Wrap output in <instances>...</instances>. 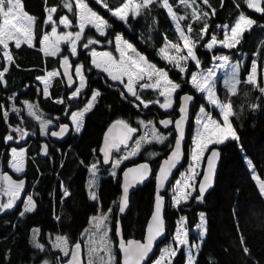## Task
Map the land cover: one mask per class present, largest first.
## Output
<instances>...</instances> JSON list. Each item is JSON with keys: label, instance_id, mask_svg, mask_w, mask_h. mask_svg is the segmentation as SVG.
I'll list each match as a JSON object with an SVG mask.
<instances>
[{"label": "trees", "instance_id": "16d2710c", "mask_svg": "<svg viewBox=\"0 0 264 264\" xmlns=\"http://www.w3.org/2000/svg\"><path fill=\"white\" fill-rule=\"evenodd\" d=\"M127 1L106 0L107 7H105L103 2L85 0L89 7L111 27L107 28L105 36L98 35L91 27L86 28L78 46L77 59H73L66 47H63L56 58L44 57L37 47L42 34L50 31L53 26L45 23L49 7H57V12L53 13L54 21L66 16L73 28L78 24V9H74L77 13L74 15L73 11L64 7V0H22L24 11L36 19V48L27 45L19 48L14 45L10 47L14 62L4 75V84H0V106H2L0 107V175L6 171L11 158L10 152L6 150L7 146L13 143L15 146L23 140L21 137L19 139L18 133L12 131L13 128L21 127L25 135L30 133L29 139L31 136L36 139L42 134L38 121L28 116L25 103L36 107L44 119L51 118L60 124H68L70 115L86 106L94 90H98L100 95L97 104L85 119L81 134L69 138L65 143L56 144V148H60L61 153H65L70 147L71 151L63 165L57 151L55 156L49 154L46 157H39L34 149L29 150L30 156L26 161L23 180L27 184L28 192L32 190L35 210L20 216L23 203L19 202L12 211L0 212V264H39L47 257L58 258L60 264L65 262L66 260L60 259V254L52 250L49 251L50 254H45L40 251L41 247L35 248L32 243V231L34 229L39 231L38 238L43 245L47 237L58 233L67 235L72 246L75 243L82 245V233L89 225L90 218L97 214L99 200L103 210L112 208L111 234L117 255L116 264H120L115 230L121 194V174L126 167L141 162L150 163L155 173L161 160L171 151L175 134L159 125L161 117L167 114L156 107L143 109L138 101L125 93L122 85L113 83L102 72L96 71L91 65L90 52L97 49L115 55L117 52L115 36L120 35L133 44L148 62L166 70L171 80L181 84L175 108L168 115H178L181 97L184 94L194 95L198 105L203 103L205 108H208L209 106L200 99L189 84L191 73L197 72L199 68H209L215 56L230 55L235 52V50L219 48L209 51L203 45L210 40L211 34H215L220 40L223 31L217 26H232L241 15L253 19L256 23L251 30L244 33L242 42L237 47V50L247 56L240 75V85L237 93L232 96L223 88L219 89L221 98L229 100L232 105L231 120L239 140H228L221 146L213 147L219 149L222 157L216 187L204 196L203 201L195 199L199 194L197 191L191 200L181 205L178 210L167 208L166 228L168 237L172 236L177 220L183 216L187 220L188 228L193 229L199 222V214L204 213L207 233L196 264H264V197L248 166L250 160L251 168L264 182V93L261 91L264 70V14L249 9L246 0H207V3H204V0H195V8L187 9L181 0H169L174 15L157 0L149 8L141 10L140 14L129 17L127 22L119 20L108 11L109 8H120ZM68 2L76 4L74 0ZM261 6L264 7V0ZM196 9H205L209 15L206 18L194 19L191 13ZM213 9L215 15H212ZM180 16L184 18L177 19ZM205 22L208 25L209 35H205L201 40L199 35ZM177 25L196 41L195 52L201 62L199 67L190 63L185 77L180 71L171 68L160 56V50L166 43L182 44ZM188 25H191V32L187 31ZM84 37L98 40V43L84 48L83 44L86 42ZM65 57L71 60L73 66L84 65L87 90L76 101L70 100L71 91L63 78H56L52 82L49 97L44 96L43 87L37 80L38 77L44 76L46 70L60 71V65ZM253 61H256L258 67V86L245 82ZM4 67L0 46V70ZM140 96L145 100L153 99L148 90L141 91ZM254 105L256 107H253ZM197 107L195 106L194 109L196 110ZM13 108L17 111L14 112ZM5 111L8 113L7 120L2 116ZM152 119L161 133L169 135L168 139L162 145L152 143L143 147L136 157L123 164L116 177H113L100 155L107 128L114 121H124L137 129L140 136L141 121L145 123ZM8 135L13 136V140H6ZM33 147L36 148L34 145ZM153 151L160 155L150 159ZM188 156L186 146V161L181 171L188 164ZM93 161L98 162L96 168L102 175L97 190L98 200L95 202L90 200L88 191L89 167ZM56 176H59L60 180ZM61 182H65L69 190V196L65 199L60 192ZM154 189L155 184L152 180L132 196L130 211L122 220L126 239L143 238L153 209ZM2 196L4 199L0 198V203H6L7 195ZM160 247L149 264L157 259ZM244 248H247V253L244 252ZM185 263L183 251L179 252L172 262V264Z\"/></svg>", "mask_w": 264, "mask_h": 264}, {"label": "snow or ice", "instance_id": "6c2138e0", "mask_svg": "<svg viewBox=\"0 0 264 264\" xmlns=\"http://www.w3.org/2000/svg\"><path fill=\"white\" fill-rule=\"evenodd\" d=\"M98 3L106 5V0H97ZM157 2V0H140L138 4H133L132 0H129L128 3H125L122 7L117 9L109 8L108 11L111 15L117 17L119 20L127 22L128 20V11L130 10L134 15L140 14L141 9L149 8L153 3ZM161 5L168 9L170 14L172 13V6L169 4V0H159ZM181 3L187 9L189 7L195 8V0H181ZM204 3H207V0H204ZM246 3L249 8L253 9L256 12L264 14V7L261 6V0H246ZM238 6V5H237ZM64 7L68 8L69 11H73L74 15L77 13L74 9H80L78 13L79 17V31L74 35L73 33H68L67 37L59 36L56 38V43H54L51 48L47 46V42L50 37L45 34L40 40L41 45L45 47L42 48L46 54L56 55L60 49L58 47L59 41H65L66 43H70V52L72 56L77 55V46L76 41L81 40L86 26H91L95 28L100 36L106 35V29L110 28L105 19H103L100 15H98L95 11H93L89 5L85 2V0H77L76 4L73 5L68 2V0H64ZM57 12V7H49L47 9V18L45 20L46 24H52V35L56 36L57 28L55 26V21L53 20V13ZM198 13H200L198 15ZM209 15L208 12H201L200 9H196L191 13V16L194 19L206 18ZM212 15H215V10H212ZM183 16L177 17V19H183ZM35 23V17L28 14L24 11V6L22 0H0V46L5 50L3 52V56L11 63L12 58L7 49L9 48V41L14 40L16 48H19L22 43H26L29 47L33 46V32L32 26ZM59 23L64 25L65 27L71 26V22L67 17L59 18ZM256 22L248 18L244 15L239 17L238 22L229 28V26H217L222 27L224 30V38L222 40H218L215 34L210 35V40L206 42L203 46L206 47L209 51H212L215 47L220 46L228 49L236 48L240 43L245 31H248L252 25ZM177 30L180 32V38L183 41L184 48L182 49L178 44H172L166 46L162 50L161 58L166 60L167 63L177 68L181 73H185L188 67V61L191 60L196 64L197 67L200 66L201 62L198 59L195 49L197 47L196 41L192 40L188 35L185 34L183 30L180 29L179 25H177ZM187 31L191 32V25L187 26ZM205 35H209L208 33V25L205 22L203 28L201 29V33L199 35V39L203 40ZM85 43L83 44L84 48L89 47V45L98 43V40H94L90 37H84ZM116 50L119 52V59H114L109 53H103V56L106 57L104 60H92V64L99 70L107 73L108 78L112 81H120V83H124L122 77L127 76L128 83L125 85L127 92L134 96L136 100L140 101V104L147 108L149 104H159V107L165 110L171 109L173 107L172 102V94L177 93L181 88V84L178 82H174L173 80L168 78V74L163 69H158L156 65L148 63L144 56L140 55L133 44L127 42L123 39L122 36L116 35ZM111 42V41H110ZM170 49H174L175 52L172 55H169ZM186 50V51H185ZM129 51L132 55H129ZM184 52L185 54H181ZM93 57H96V53H92ZM217 60H223L224 62H228V57H215ZM63 65L66 68L65 75H67V67H69V60L67 57L63 60ZM145 66L148 71L145 72ZM238 67V66H237ZM256 61L252 62V73L247 77L246 83H251L253 85L256 84L255 74H256ZM8 69L4 67L0 70V84L4 83V73H6ZM75 73L80 80L79 87L75 88L72 93L71 98L79 97L82 93V90L85 88L86 75L84 72V65H79L75 68ZM57 73L49 72L45 77H38L44 83V94H48L49 80L50 78L56 76ZM136 77V82L138 83L141 80H144L145 77L148 79V83H144L141 85V88L148 89L152 88L153 90L158 91L159 96L164 97V101L161 103L159 100H145L142 99L141 96L134 90L133 87V77ZM153 76H155V80L153 81ZM215 71L214 69H207L204 72H193L190 76V83L194 89H196L200 93H207L209 102L213 104L215 107L219 108L220 113L222 115V124L218 123L212 116L205 112L203 108L200 109L201 116L197 118V123L200 124L201 130L197 132L195 137L194 146L191 152V161L190 165V175H185L181 180L176 182V188L174 189V193L172 196L173 206L179 208V206L184 203L187 204L190 198L193 197V192L198 191V195L195 199L199 201H203L204 194L207 188L211 187L212 183V175L214 171V161L218 157V151L215 148L210 150V145H220L224 144L228 140H239V137L233 128L230 122V116L232 113V106L227 102H221L216 99L215 96ZM237 72H233V79L228 84L229 91L235 93L236 85L240 83V81L236 78ZM161 78H163V84L161 82ZM69 87L72 86V77L69 76ZM261 91L264 92V88H261ZM99 91H93L91 100L86 102V107L83 111L77 112L72 115L71 119L75 125L76 132H79L83 126V116L86 112L90 111L94 105V102L99 97ZM123 95V93H122ZM194 97L192 95L185 94L182 97V103L179 106V111L181 116L177 120H173L171 118L162 119L159 121L160 124L163 125L164 128H169L170 125H174V129L177 133V136L174 141V148L171 153V156L164 161V165L160 167L159 172L156 176L157 187L156 194L154 200V210L151 215V221L148 224L147 228V242L140 243L139 241L129 240L127 243H121L120 249L124 254L123 264H142L145 259L149 256V253L153 250L154 242L164 235V221H163V209H164V197L161 195V191L164 189L165 182L168 180L171 175L172 169L176 168L177 164L180 162L181 156V146L185 137L184 124L188 119V103L193 101ZM2 107V106H0ZM253 107H256L255 105ZM14 112L17 109H12ZM28 111L30 115H33V106L28 105ZM3 119H8V113L5 111L2 113ZM50 123V121H49ZM143 123V121H141ZM117 124L122 125L123 128L127 130L128 134L135 133L137 129L130 127L124 121H117ZM116 127V125H113ZM12 131L18 133L21 138H24L25 133L21 127L13 128ZM42 133H44L45 129L42 127ZM68 131V125H62L60 127V131L53 132V136L62 137ZM152 136L157 143L163 144L168 137L159 134L155 127L152 128ZM107 139V138H106ZM131 139L130 135H125L123 138L119 140V144H124L127 147V140ZM6 140H13V136L8 135ZM141 146V142H136V149L133 150L132 154L135 155L137 151H139ZM117 148L118 145L113 143L111 145L106 144L105 149H102L104 152V163H109V152L111 148ZM210 155L207 157V170L203 175L202 180L199 183V187H196V177L199 173L196 169L200 166L202 162L205 161V153L209 152ZM13 160L10 161L9 166L13 168L16 172H21L22 162L17 160L16 157L19 155L23 157L24 152L21 151L17 153V150L13 148L12 150ZM44 154L48 155L47 148L44 150ZM155 155V154H153ZM129 159L128 155H124L120 159H117L112 164V172L111 175L113 177L116 176L115 169L119 167V165L123 162V160ZM248 166L252 167V162L248 161ZM96 166L93 165L90 171L92 175H96ZM131 178H129V174ZM150 173V168L148 164H140L135 168H130L124 172V183L122 189V196L119 201V212L124 213L125 209L128 206L129 200V190L137 184L143 183L146 179H148ZM0 182H2V187L0 190L4 192L9 198L6 203H0V212L11 210L15 206L16 200L19 198V193L23 188L24 182L23 180L16 182L11 179L10 176L0 175ZM191 182V183H190ZM95 183V181H90V187ZM259 190L262 194H264V183H260ZM67 189L64 191V195H68ZM90 198L94 201L98 200V197L95 192H90ZM35 204L31 196L28 197L27 202L24 205L23 211L20 212V216H24L25 213L34 211ZM111 208L108 210L111 213ZM109 220V215L101 213L99 216L93 217V221H95L93 227L97 232H100L103 229V234L98 238L99 239V247L97 246V238H93L89 243V258L87 264H113V256L112 250L109 246L108 238H107V227L106 222ZM183 223V221H182ZM205 227V218L203 214L200 217V228L204 229ZM204 236V232L200 233V238L202 239ZM188 233L184 228H178L174 235L173 245H169L165 247L159 258L155 260L154 264H172V258H174L180 247L186 246L189 247V264H195L194 253L192 252V248L189 245L188 241ZM56 247L61 249L64 253V256H69V251L67 249L68 241L66 238L57 237ZM36 247H42L40 244H35ZM81 244L75 243L73 246V251L71 253V259L67 261V264H78L76 257V249H80ZM196 251H199V245H195ZM247 248H244V252L247 253ZM103 252L105 255L101 256L100 253Z\"/></svg>", "mask_w": 264, "mask_h": 264}, {"label": "rangeland", "instance_id": "374dc122", "mask_svg": "<svg viewBox=\"0 0 264 264\" xmlns=\"http://www.w3.org/2000/svg\"><path fill=\"white\" fill-rule=\"evenodd\" d=\"M75 1V3L77 2V0H74ZM129 2V0L126 2V3H128ZM140 2V0H132V3L133 4H138ZM191 3V2H190ZM261 3H262V0H261ZM124 5V4H123ZM122 5V6H123ZM246 5H247V3H246ZM121 6V7H122ZM248 6V5H247ZM249 8V7H248ZM78 9V8H77ZM249 9H251V8H249ZM141 10H144V9H141ZM140 10V11H141ZM251 10H253V9H251ZM79 11H80V9H78V13H79ZM201 12H206V10L205 9H202L201 10ZM200 13H198V15H199ZM131 16H136V15H134L130 10L128 11V19H129V17H131ZM64 17H66V16H64ZM238 20H239V18L237 19V21H236V23L238 22ZM78 23H79V17H78ZM235 23V24H236ZM235 24H233L232 26H234ZM255 25V24H254ZM254 25H252L251 26V28L254 26ZM55 26H56V28H57V33H56V36H53L52 35V31L50 30V31H48V32H44L43 34H42V36H41V38H40V40L42 39V37H43V35H45V34H47L49 37H50V39H49V41L47 42V46L49 47V49L51 48V46L54 44V43H56V38L57 37H59V36H65V37H67V34L68 33H73V35L76 33V32H78L79 31V27H78V24H77V26L75 27V28H73L72 27V25L71 26H69V27H65L64 25H62V24H60L59 23V21H55ZM228 26V25H227ZM232 26H229V28L230 27H232ZM88 27H91L90 25L89 26H86V28H88ZM86 28H85V30H86ZM92 28V27H91ZM219 28H221L222 29V27H219ZM251 28L249 29V30H251ZM35 29H36V19H35V23L33 24V26H32V32H33V36H34V39H33V46H32V48H36V32H35ZM52 29V28H51ZM94 29V31L99 35V33L96 31V29L95 28H93ZM107 30V29H106ZM248 30V31H249ZM222 31H223V37L220 39V40H222L223 38H224V30L222 29ZM248 31H245V32H248ZM244 35V34H243ZM83 37V36H82ZM82 39V38H81ZM242 39H243V37H242ZM242 39H241V42H242ZM219 40V39H218ZM81 42V40H79V41H76V46H77V55H78V46H79V43ZM128 42V41H127ZM173 43H171V42H168V43H166L165 45H164V47L160 50V56L162 55V50L166 47V46H168V45H172ZM241 44V43H240ZM239 44V45H240ZM11 45H14L15 46V41L14 40H11V41H9V48L7 49V51L9 52V54L11 55V58H12V62L10 63L4 56H3V52L5 51L4 49H3V47H2V56H3V61H4V63H5V67L7 68V69H9V67H10V65L14 62V58H13V56H12V53H11V51H10V47H11ZM22 45H27L26 43H22L20 46H22ZM115 45H116V41H115ZM182 49L184 48V45H183V41H182V44H178ZM238 45V46H239ZM28 46V45H27ZM237 46V47H238ZM16 47V46H15ZM45 46L44 45H41V43H40V41H39V47H37L38 49H39V51H41L42 52V54H43V56L44 57H52V58H56V57H58L59 56V54L62 52V50H63V47H66L67 48V50H68V53H70V55H71V52H70V47H71V45H70V43H66L65 41H59V44H58V47H59V49H60V51L56 54V55H50V54H46L45 53V51H43L42 50V48H44ZM237 47L236 48H234V49H228V48H224V47H220V46H217V47H215V48H219V49H226V50H235V52H232L230 55H226V54H220V55H218V56H215V57H223V56H227L228 57V62H224L223 60H217V59H215V57H214V59H213V62H212V64H211V66L209 67V68H207V69H214V71H215V76H214V79H215V96H216V99L218 100V101H221V102H227V103H229V104H231L230 103V101L229 100H224L223 98H221V96H220V93H219V89H220V87L221 88H223L224 90H226L227 91V93L229 94V95H234V94H236L237 93V91H238V88H239V85H240V83H238L237 85H236V91H235V93H233V92H231V91H229V88H228V84H229V82H231L232 81V79H233V72L234 71H236L237 72V79L239 80V81H241V79H240V75H241V72H242V68H243V65L245 64V62H246V59H247V56L245 55V54H243L242 52H240L239 50H237ZM117 51V50H116ZM137 51V50H136ZM186 51V50H185ZM93 52H95L97 55H96V57H93V55H92V53ZM138 52V51H137ZM174 52H175V50L174 49H170V51H169V55H172V54H174ZM103 53H109L114 59H119V52L117 51L116 52V54L114 55V54H112V53H110V52H108V51H105V50H97V49H94V50H92L91 52H90V56H91V65H92V67L96 70V71H98V72H102L105 76H107L108 77V75H107V73H105V72H103V71H101V70H99V69H97L93 64H92V60L93 59H96V60H104V59H106V57H104L103 56ZM139 53V52H138ZM129 55H132V53L129 51V53H128ZM140 54V53H139ZM182 55L183 54H185L184 52H182L181 53ZM77 55L76 56H72V58L73 59H77ZM140 55H142V54H140ZM143 56V55H142ZM146 59V58H145ZM164 60V59H163ZM166 63H167V61L166 60H164ZM148 63H150V62H148ZM190 63H194V62H192L191 60H189L188 61V67H187V70H188V68H189V65H190ZM69 64H71V60H69ZM150 64H152V63H150ZM171 68H173V69H175V70H177V71H179L177 68H175V67H173L172 65H170L169 63H167ZM195 64V63H194ZM72 65V64H71ZM79 65H82V64H76V65H74L75 66V68L77 67V66H79ZM196 65V64H195ZM257 65V64H256ZM238 66V67H237ZM157 67V66H156ZM158 68V67H157ZM158 69H161V68H158ZM207 69H201V68H199L198 69V71L196 72V73H199V72H204V71H206ZM164 70V69H163ZM148 71V69H147V67L145 66V72H147ZM166 71V70H165ZM49 72H55V73H57V75L56 76H54V77H52V78H50V80H49V87H48V94L47 95H45L44 94V91H43V94H44V96H46V97H49V90H50V87H51V85H52V82L56 79V78H62V76H61V72L59 71V70H52V71H48V70H46L45 72H44V76H42V77H45V76H47V74L49 73ZM167 72V71H166ZM187 72V71H186ZM186 72L185 73H182L183 74V77H185V75H186ZM252 73V68H251V71H250V74ZM167 74H168V72H167ZM4 75H5V73H4ZM249 76V75H248ZM247 76V77H248ZM75 77H76V80H77V87H79V84H80V80H79V78H78V76L76 75V73H75ZM168 78L170 79V77H169V75H168ZM257 78H258V67H256V74H255V79H256V84L254 85V86H258V83H257ZM122 79H123V81H124V83H120V81H112L111 79H109L110 81H112L113 83H119L120 85H122L123 87H124V89H125V93H127V95L130 97V98H132V99H134V100H136V98L134 97V96H132V95H130L128 92H127V89H126V87H125V85L128 83V78H127V76L125 75V76H123L122 77ZM38 80V82L42 85V87H43V90H44V83L40 80V79H37ZM155 80V76H153V81ZM4 82H5V80H4ZM149 81H148V79H147V77H145V79L144 80H141V81H139L138 83L136 82V77L134 76L133 77V87H134V90L140 95V92L141 91H143V90H148V91H150V96L151 97H153V99L152 100H159L161 103L164 101V97L163 96H159L158 95V91H156V90H153L152 88H148V89H144V88H141V85L142 84H144V83H148ZM161 82H162V84H163V78H161ZM4 84V83H3ZM189 84H190V86L192 87V85H191V83L189 82ZM85 88L82 90V93H84L86 90H87V77H86V81H85ZM76 87V88H77ZM193 88V87H192ZM262 88H264V70H263V86H262ZM181 89V88H180ZM180 89L178 90V92L180 91ZM194 89V88H193ZM195 91H196V93H197V95H199V97H200V99L203 101V102H205V104H207L209 107L208 108H205V105L203 104V103H201L200 105H198L197 103H198V101H197V103H196V105L195 106H198L197 108H196V110L195 109H193V115H192V122H191V126H190V131H189V137H188V139H189V141L187 142V152H188V164H187V166L179 173V175H178V177L176 178V180H174V183L171 185V187L169 188V190H168V193H167V202H168V208L170 209V210H178L179 208H177V207H174L173 206V201H172V196H173V193H174V189L176 188V182L177 181H179V180H181L185 175H190V165L192 164V161H191V152H192V149H193V146H194V141H195V137H196V135H197V132L198 131H200L201 130V126H200V124H198L197 123V118L198 117H200L202 114H201V112H200V109L201 108H203L204 110H205V112L206 113H208V114H210L211 116H212V118L213 119H215L218 123H221L222 124V115H221V113H220V110H219V108H217V107H215L213 104H211L210 102H209V99H208V96H207V93H200V92H198L196 89H194ZM74 91V90H73ZM73 91H71L70 93V96H69V98H70V100H72V101H76V100H78L80 97H81V95H82V93H81V95L79 96V97H75V98H71L72 97V93H73ZM95 91H98V90H95ZM178 92L177 93H173L172 94V102H173V107L171 108V109H168V110H165V109H162V108H160L159 107V104L157 103V104H149V106L147 107V108H149V107H156L159 111H161L162 113H169V112H172L173 110H174V108H175V105H176V97H177V95H178ZM262 93H264V92H262ZM98 98L99 97H97V100L94 102V105H93V107H92V109L90 110V111H88V112H86L85 114H84V116H83V126H84V122H85V119H86V117H87V115L93 110V108L95 107V105L97 104V102H98ZM142 98V97H141ZM90 100H91V98H90ZM89 100V101H90ZM136 101H138V100H136ZM139 103H140V101H138ZM28 105H32V104H27V103H25V106H26V109H27V114H28V116L29 117H31V118H33L34 120H36V121H38V123H39V125H40V127H41V129H42V127L45 129V131H44V134L43 135H45V132H46V129H47V127H46V122H47V120L46 119H44L40 114H38L37 112H36V110L34 109V106H33V115H30L29 114V111H28ZM232 106V105H231ZM86 106H84L82 109H80V110H75L71 115H70V118H69V122H70V124H71V126H72V128H73V131H72V138H74V137H78L80 134H81V132H82V130H83V126H82V128H81V130L79 131V132H76V130H75V125H74V123H73V121H72V119H71V117H72V115L73 114H75V113H77V112H80V111H83V109L85 108ZM141 107L143 108V109H145L144 108V106L141 104ZM195 108V107H194ZM195 110V111H194ZM232 113H233V108H232ZM232 116H233V114L230 116V122H231V124H232ZM48 123H49V121H48ZM50 125L52 126L53 124H51L50 123ZM232 126H233V124H232ZM141 127H142V134L140 135V136H138L137 138H136V140H135V142L133 143V145L129 148V149H126V150H124L121 154H119V155H116L115 157H114V159H113V162L115 161V160H117V159H120L121 157H123L124 155H128L129 156V159H127V160H123V162L119 165V167L118 168H116L115 169V171H116V175L118 174V171H119V168L123 165V164H125V163H127V162H129V161H132L135 157H136V154L139 152V151H137L136 152V154L135 155H133L132 154V152H133V150H135L136 149V142L137 141H140L141 142V146H140V149L139 150H141L143 147H146V146H148L149 144H152V143H157V142H155V140H154V138H153V136H152V128L153 127H155V129L157 130V132L159 133V134H163V133H161L160 132V130L158 129V127H156V125H155V122L153 121V119H152V121H150V122H145V123H141ZM233 128H234V126H233ZM166 134V133H165ZM165 134H163V135H165ZM165 136H169V135H165ZM227 142V141H226ZM225 142V143H226ZM165 143V142H164ZM163 143V144H164ZM224 143V144H225ZM157 144H159V145H162L161 143H157ZM221 145H223V144H220V145H210V150L212 149V147H214V146H221ZM13 148H15L16 150H17V153H19V152H21V151H23L24 152V155H23V157H20L19 155H17V157H16V159L17 160H20L21 162H22V168H23V170L21 171V172H16V171H14L13 170V168L12 167H10L9 166V164H10V162H9V164H8V169L15 175V176H20V175H22L23 174V171H24V168H25V165H26V161H27V158H26V153H25V149H24V147H22V148H18V147H13ZM13 148H11L10 149V161H12L13 160V155H12V149ZM209 150V151H210ZM71 150H70V147H68L67 148V150H66V152L65 153H58L59 154V157L61 158V164L63 165L64 164V161H65V159H67V155H68V153L70 152ZM209 152H206L205 153V159H206V156H207V154H208ZM153 154H155V155H153ZM160 155V153H154V151L153 152H151V154H150V159L151 158H154L155 156L157 157V156H159ZM206 161V160H205ZM205 161L204 162H202L201 164H200V166L196 169V171L199 173V175L196 177V187H198V184H199V181H200V179H201V177H202V174H203V170H204V166H205ZM93 165H95L96 167L98 166V162L97 161H93L92 162V164H91V166L89 167V175H88V191H89V196H90V192H95L96 193V195H97V190H98V188H99V186H100V182H101V174L99 173V171H97V168L95 169V171H96V175L95 176H93L92 175V172L90 171V169L92 168V166ZM109 169V173L111 174V172H112V166L111 167H108ZM251 169V171H252V174H253V177H254V179H255V182L257 183V186H258V188H259V186H260V183H264L259 177H258V175H257V173L255 172V171H253V169L252 168H250ZM116 177V176H115ZM56 178L58 179V180H60L59 179V176H56ZM90 181H95V183L90 187ZM191 183V182H190ZM32 189H34V187H32ZM65 189H67V192L69 193V190H68V186L66 185V183L65 182H61V184H60V192H61V194H62V198L63 199H65V198H67L68 196H69V194L68 195H64V191H65ZM195 193L196 192H193V196L195 195ZM263 195V197H264V194H262ZM29 196H31L32 197V190L31 191H29V193H28V195L26 196V198H25V200H24V202H23V209H24V205H25V203L27 202V199H28V197ZM32 199H33V197H32ZM90 200L92 201V202H95L94 200H92L91 198H90ZM191 200V198L189 199V201ZM188 201V202H189ZM33 202H34V199H33ZM187 202V203H188ZM100 200L97 202V204L99 205V209H98V212H97V214L96 215H94V216H92L91 218H90V221H89V225L87 226V228L84 230V232L82 233V238H83V243H82V245L84 246V253H85V261H86V264H87V262H88V258H89V243H90V240L91 239H93V238H97V246L99 247L100 245H99V237L103 234V229H101V231L100 232H97L96 230H95V228L93 227V225H94V223H95V221H93V217H95V216H99L101 213H104V214H108L109 215V220L106 222V227H107V238H108V242H109V246L111 247V250H112V256H113V264H116V258H117V255H116V252H115V244H114V241L112 240V225H111V222H112V215H111V213H109L108 212V210H103L102 208H101V206H100ZM34 204H35V202H34ZM36 205V204H35ZM181 205H184V203H182ZM180 205V206H181ZM179 206V207H180ZM61 210V209H60ZM111 210H112V208H111ZM11 211H12V209H11ZM203 214V216H204V218H205V227H204V229H201L200 228V217H201V215ZM62 215V214H61ZM59 219V218H58ZM66 220V219H65ZM68 221V220H67ZM182 221H183V223H182ZM178 228H184L186 231H187V233H188V241H189V245L191 246V248H192V252L194 253V259H195V264H196V260H197V257H198V254H199V252H200V249H201V247H202V244H203V242H204V240H205V237H206V233H207V221H206V216H205V214L204 213H200L199 214V222H198V224H197V226L195 227V228H193V229H191V228H188V226H187V220H186V218L185 217H183V216H181L178 220H177V222H176V228H175V230H174V232H173V235L172 236H169V237H167L166 239L167 240H165L159 247H160V249H159V253H158V256H157V259L159 258V255H160V253H161V251L165 248V247H167V246H169V245H173V240H174V235H175V232H176V230L178 229ZM204 232V236H203V238L201 239L200 238V233L201 232ZM33 233H32V235H31V237H32V243H33V246L35 247V248H38V247H36L35 246V244H40V245H42V247H41V249H40V251L42 250L43 251V253H45V254H47V253H49L50 254V252L49 251H54V252H56V253H58V254H60V259L61 260H63V261H65V260H67V258L69 257V256H64V253H63V251L61 250V249H59V248H57L56 247V244H57V237H63V238H66V240L68 241V244H67V249H68V251H69V255H70V253H71V249H72V244L70 243V240H69V238H68V236L67 235H62V234H57V235H54V236H52V237H47V240H46V243L43 245V243H41L40 241H39V236H38V233H39V231L37 230V229H34L33 231H32ZM195 245H199V251L197 252L196 251V248H195ZM50 246V247H49ZM174 246V245H173ZM158 247V248H159ZM40 248V247H39ZM181 251H183L184 252V254H185V259H186V263L185 264H189V247H186V246H182V247H180V249H179V251H178V253L179 252H181ZM177 253V254H178ZM100 255L101 256H104L105 254L103 253V252H101L100 253ZM177 256V255H176ZM175 256V257H176ZM175 257L174 258H172V262H173V260L175 259ZM39 264H60L59 263V260H58V258L57 259H54V258H51V257H47V258H45L42 262H40ZM152 264H154V262L152 263Z\"/></svg>", "mask_w": 264, "mask_h": 264}, {"label": "water", "instance_id": "95a60500", "mask_svg": "<svg viewBox=\"0 0 264 264\" xmlns=\"http://www.w3.org/2000/svg\"><path fill=\"white\" fill-rule=\"evenodd\" d=\"M69 65L70 66L67 67V75L64 74L65 71H66V68L63 65V62L60 65V72H61V76H62V78H63V80H64L67 88L69 89V91H73L77 87V80H76V77H75V66H73L71 64H69ZM69 76L72 77V81H73L71 87H69V80H68ZM184 95H182V97ZM188 95H192V94H188ZM192 96L194 97V99H193V101H191V102L188 103V114H187L188 115V119L185 121V124H184L185 137H184V140H183L182 146H181L180 162H179V164H177L176 168L172 169L171 175L169 176L168 180L165 182L164 189L161 191V195L164 197L163 221H164V229H165V232H164V235L163 236H161L160 238H158L154 242L152 252L149 253V256L145 259L144 262H142V264H149L150 263L152 257L155 255L158 247L168 237V231H167V228H166L167 227V225H166V213H167V208H168V202H167V197H166L165 194L169 190V188L171 187V185L173 184V182H174V180L176 178V175L180 173V171H181V169L184 166L185 161H186V146H187L188 137H189V131H190V126H191V122H192L193 109H194V107H195V105L197 103L196 97L194 95H192ZM182 97H181L180 104L183 102L182 101ZM180 116H181V113H180L179 108H178V116L177 117H173L171 119L177 120V119L180 118ZM168 118L169 117L164 118V119H168ZM160 120H162V119H160ZM113 125H116V127H113ZM159 125L164 130L174 129V125H170L169 128H164L163 125L160 124V123H159ZM59 131H60V129L55 130L54 132H57L58 133ZM174 134H175V138H176L177 133H176L175 129H174ZM71 135H72V129H71L70 126H68V131L62 137H60V136H53L51 134L52 141L55 142V143L56 142L63 143L66 140H68ZM125 135H130L131 136V139L127 140V147H125L124 144H119V140L121 138H123ZM137 136H138V130L135 133L128 134L127 133V130L125 128H123L122 125L117 124V121L112 122L110 124V126L107 128V130H106V132L104 134L103 141H102V145H101V148H100V155L102 157L103 163H104V152L102 151V149H105L106 144L111 145L113 143H116L118 145V149L115 148V147H113V148L110 149V152H109V163H107V164L104 163V165L107 166V167H111L112 164H113L114 157L116 155L121 154L124 150L129 149L133 145V143L135 142ZM29 142H30L29 136L26 135V137H25V139L23 141L19 142L15 146H14V143L11 144V145H8L6 150L8 152V151H10L11 147H18V148L25 147L26 145L29 144ZM173 148H174V144H173V147H172L171 151L168 153V155L164 159L161 160V162H160V164H159V166H158V168H157V170H156L155 173H154V169H153V167H152V165L150 163H148V162H141L139 164L126 167L123 170L122 174H121V194H120V199H121V196H122V189H123V183H124V172L127 171L130 168H135L138 165L145 164V163L148 164L149 165V168H150V173H149L148 179H146L143 183L137 184L134 187L130 188V190H129L128 206L125 209L124 213H120L119 212V203H118V208H117V217H118V220H117V223H116L115 234H116V239H117V248H118L119 254H120V264H123V260H124V254H123V252L120 249V244L122 242L123 243H127V241H129V240L139 241L142 244L147 242V228H148L149 222L151 221V215H152L153 210H154V203H153L152 213H151L150 218H149V220L147 222V225H146V228H145V233H144L143 238L142 239H136V238L126 239L124 237V234H123L122 220L128 215V213L130 211L131 198H132V196L139 189L143 188L147 184L151 183L152 180H154V184H155L154 200H155L156 187H157L156 176H157V174L159 172L160 167L164 165V161L171 156V153L173 151ZM215 149H217V151H218L219 154H218V157L214 161V171H213V175H212L211 187L207 188L204 196H206L207 194H209L216 187L217 180H218V173H219V170H220L222 157H221V153H220L219 149L218 148H215ZM4 154H6V153H4ZM209 155H210V151H209L207 157ZM207 157H206V161H207ZM206 161H205V166H204L203 174H202V177H201L200 181L202 180L203 175H204V173L207 170V163H206ZM5 175L10 176L13 181H16V182L21 181V180H19V181L16 180L12 176V174H10V173H6ZM131 175L132 174L130 173L129 174V178H131ZM200 181H199V183H200ZM23 182H24L23 188H22V190L19 193V198L16 200L15 205H17L19 202L21 203V199H22V197L25 194L26 182H25V180H23ZM1 185H2V182H1ZM198 187H199V184H198ZM120 199H119V201H120ZM72 251H73V247L71 249V253H72ZM75 251H76V257H77L78 264H86V261H85V253H84L83 246L81 245V248L80 249H76ZM71 253L69 255V258L65 262H63L61 264H67V261H69L71 259Z\"/></svg>", "mask_w": 264, "mask_h": 264}, {"label": "flooded vegetation", "instance_id": "af4514ba", "mask_svg": "<svg viewBox=\"0 0 264 264\" xmlns=\"http://www.w3.org/2000/svg\"><path fill=\"white\" fill-rule=\"evenodd\" d=\"M34 109L36 110V112L38 113V114H40L39 113V111H38V109L36 108V107H34ZM164 114H167V116H165V117H161V119H164V118H167V117H169V118H173V117H177L178 115H175V114H171V115H168V114H170V112L169 113H164ZM46 120H47V122H46V127H47V129H46V132H45V135H43L44 133H42L41 135L39 134V136H37V138L36 139H34V137L33 136H31L30 137V142H29V144L28 145H26L25 147H24V149H25V153H26V158H28L30 155L28 154V152H29V150L30 149H34V151H35V154L37 155V156H39V157H46V156H48L49 154H51L52 156H55L56 155V151H57V153H60L59 151H61V149L60 148H56V144H62V143H58V142H53L52 141V136H51V134L55 131V130H58V129H60V127L62 126V125H68V126H70L71 127V129H72V131H73V128H72V126H71V124L70 123H68V124H60L59 122H57V121H55V120H53V119H51V118H45ZM36 121V120H35ZM48 121H50V123L51 124H53L52 126L50 125V123H48ZM153 121H154V119H153ZM166 131H170V132H173L174 133V129H169V130H166ZM29 133V132H28ZM26 135H28V136H30V133L29 134H26ZM26 135L24 136V138H23V140L25 139V137H26ZM73 135H71L70 136V138L72 137ZM19 139H20V136H19ZM22 140V141H23ZM69 140V139H68ZM68 140H66V141H68ZM65 141V142H66ZM65 142H63V143H65ZM33 145L34 146H36V148H34L33 147ZM45 148H47V153H48V155H45L44 154V150H45ZM55 151V152H54ZM208 155V154H207ZM207 157V156H206ZM206 160V159H205ZM8 165L6 166V171H4L3 172V174H1V175H5L6 173H10V174H12V176L16 179V180H23V174H24V171H25V169H24V171H23V174L22 175H20V176H15L9 169H8ZM25 167H26V165H25ZM0 187H2V185H1V182H0ZM28 187H27V184H26V188H25V194H24V196L22 197V199H21V202L23 203L24 202V200H25V198H26V196L28 195ZM167 193H168V191L166 192V197H167ZM2 195H6V194H4V192L2 191V190H0V198L1 199H4V197L2 196ZM8 197V196H7ZM9 198V197H8ZM15 207L16 206H14V209H15ZM73 247V246H72ZM69 258V257H68ZM67 258V259H68Z\"/></svg>", "mask_w": 264, "mask_h": 264}, {"label": "crops", "instance_id": "0c3cea01", "mask_svg": "<svg viewBox=\"0 0 264 264\" xmlns=\"http://www.w3.org/2000/svg\"><path fill=\"white\" fill-rule=\"evenodd\" d=\"M49 96H50V90H49Z\"/></svg>", "mask_w": 264, "mask_h": 264}]
</instances>
